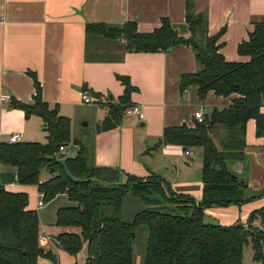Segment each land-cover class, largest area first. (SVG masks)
<instances>
[{
    "label": "crops",
    "instance_id": "obj_1",
    "mask_svg": "<svg viewBox=\"0 0 264 264\" xmlns=\"http://www.w3.org/2000/svg\"><path fill=\"white\" fill-rule=\"evenodd\" d=\"M193 1L197 12L208 15L211 35L224 30L219 43H222L220 51L226 59L248 61L250 57L240 54L238 47L249 38L257 22H264V0ZM186 2L0 0L2 142H8L13 133L20 132L24 142L47 143L43 117L35 113L27 115L19 106L35 104L37 79L43 101L52 109L57 107L61 116L70 118L71 134L74 130L80 135L86 133L84 128L90 124L89 107L100 109L94 139L88 145L91 147L92 165L117 167L121 181H125L129 174L143 179L158 175L169 182L175 192L192 195L200 201L204 190L202 147L185 149L179 144L161 143L163 132L170 126L187 124L192 127L199 120L195 116L197 111L201 110L205 116L214 108H226L237 95L222 96L209 91L202 99L197 85L180 92L181 75L201 68L194 49L189 45L176 46L168 51H128L122 39L87 31L89 23L123 25L135 21L139 31L152 32L162 25L163 18H169L182 34L188 35ZM119 76L130 78L135 87L131 104L138 106L140 113L125 114L126 118L117 129L99 132L98 128L103 125L112 104L110 100L117 103L125 92ZM85 96L91 103L84 102ZM78 134L72 154H68L69 143L60 149L62 162L77 156L80 145L75 140L85 143ZM211 134L220 145L227 136V130L218 124ZM246 140L242 170L233 168V165L239 167L236 162L232 163V168L248 183L247 197H258L242 205L206 208L207 219L211 222L223 225L247 223L252 211L264 207V137L256 135L255 119L247 123ZM186 150L192 154L187 155ZM51 177L47 168L42 170L41 181ZM0 185L9 191L28 194V209L38 213L39 234L43 236L39 243L45 251H52L60 264L86 262L91 249L89 244L85 243L79 253L72 255L59 247L55 240L60 231L56 226L59 209L75 205L68 193H60L39 207L38 185L21 184L17 170L3 167L1 162ZM255 224L263 227L260 219ZM91 251L94 253V249ZM40 261L52 263L48 259ZM244 262L254 264V253L252 261L247 263L244 251Z\"/></svg>",
    "mask_w": 264,
    "mask_h": 264
},
{
    "label": "trees",
    "instance_id": "obj_2",
    "mask_svg": "<svg viewBox=\"0 0 264 264\" xmlns=\"http://www.w3.org/2000/svg\"><path fill=\"white\" fill-rule=\"evenodd\" d=\"M186 25L188 35L182 34L169 18H163L162 25L152 32L139 31L135 21L123 25L89 23L87 31L122 39L128 51H168L189 45L201 68L181 75L180 92L197 85L202 99L209 91L237 95L228 107L214 108L194 126H170L163 132L161 143L179 144L186 149L202 147L204 190L200 201L175 192L158 175L143 179L129 174L121 181L117 167L92 165L91 150L80 140H75L80 145L77 156L62 162L59 152L61 146L71 142V120L43 101L37 79L35 104L19 106L27 115L43 117L47 143L0 142L1 165L15 168L21 184H37L45 202L60 193H68L75 202L74 206L59 209L56 226L60 231L55 238L58 246L72 255L79 253L85 243L94 249V253L90 249L85 263L75 264H135L140 225L149 230L142 264H245L244 251L249 243L254 248V264H264V226L255 224L260 219L264 225V207L252 211L247 223L230 225L211 222L205 213L208 207L242 205L258 197H247L248 183L233 170L232 163L244 158L249 120H256V135L264 137V22H257L249 38L239 44V53L250 57L246 62L226 59L219 43L224 30L211 35L208 15L197 12L193 0L186 2ZM119 79L125 92L117 103L110 100L112 104L99 132L117 129L132 106L135 87L129 77ZM218 124L227 130L220 145L211 134ZM45 168L52 177L41 181ZM128 193L145 204L131 220L122 216ZM28 205L27 193L9 191L0 185V264H45L41 259L60 264L52 251L40 246L39 216Z\"/></svg>",
    "mask_w": 264,
    "mask_h": 264
},
{
    "label": "rangeland",
    "instance_id": "obj_3",
    "mask_svg": "<svg viewBox=\"0 0 264 264\" xmlns=\"http://www.w3.org/2000/svg\"><path fill=\"white\" fill-rule=\"evenodd\" d=\"M112 39H114V38H112ZM89 109L91 110L90 117L88 118L90 121V124L86 128H84L86 133H84V134L82 133L80 135V134H78L79 132L77 130L73 131V133L71 134L72 140L68 144V147H69L68 154L69 153L72 154L74 152V149L76 148L75 143H74V139H75V136L77 134H78V137H81L87 145H90L89 143H91L94 139L93 133H94V129H95V124L100 117V109L98 107H94V106H90ZM125 118H123V119H125ZM86 121H88V120H86ZM89 148L91 149L90 146H89ZM89 155H90V153H89ZM144 207H145V204L141 198L135 197L131 193L126 194L124 201H123V208H122L123 219L131 220L134 217V215L137 212H140L141 210H143ZM148 234H149V230H148L147 226L140 225L137 227V238L135 241V249H136L137 254L135 256V264H136V259H137V264L143 262L145 250H146V243H147V239H148ZM253 253H254L253 245L251 243L247 244L245 246V257H246L247 263L249 261H252Z\"/></svg>",
    "mask_w": 264,
    "mask_h": 264
},
{
    "label": "built area",
    "instance_id": "obj_4",
    "mask_svg": "<svg viewBox=\"0 0 264 264\" xmlns=\"http://www.w3.org/2000/svg\"><path fill=\"white\" fill-rule=\"evenodd\" d=\"M84 102L86 103H91V100L90 98L86 97L84 98ZM140 113V108L138 106H130L127 110H126V114H132V115H135V114H139ZM196 118H198L199 120H202L204 118V114L201 110L197 111L196 114H195ZM2 141V133L0 132V142ZM23 134L20 133V132H16V133H13L9 140H8V143H11V144H14V143H19V142H23ZM64 146H61V150H63ZM186 154L187 155H191L192 152L190 150H186ZM45 200H44V193L40 191V195H39V202H38V205L39 207H43L45 205ZM43 239V236H40L39 234V241H41Z\"/></svg>",
    "mask_w": 264,
    "mask_h": 264
},
{
    "label": "water",
    "instance_id": "obj_5",
    "mask_svg": "<svg viewBox=\"0 0 264 264\" xmlns=\"http://www.w3.org/2000/svg\"><path fill=\"white\" fill-rule=\"evenodd\" d=\"M185 149H186V147H185ZM236 164H237V166H239V167H236V168H235V166L233 165V168H234L235 170H238V171L241 172V170H242V162H241V161H239V162L237 161Z\"/></svg>",
    "mask_w": 264,
    "mask_h": 264
}]
</instances>
